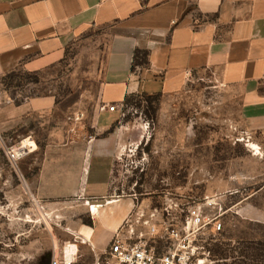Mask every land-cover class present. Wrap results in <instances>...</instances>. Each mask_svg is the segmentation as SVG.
<instances>
[{"label":"crops","instance_id":"1","mask_svg":"<svg viewBox=\"0 0 264 264\" xmlns=\"http://www.w3.org/2000/svg\"><path fill=\"white\" fill-rule=\"evenodd\" d=\"M91 39L101 46L75 55L65 96L0 104V131L34 144L27 170L35 169L36 197L103 199L101 218L88 209L91 226L77 231L99 255L130 209L120 198L106 209L124 98L176 93L205 73L237 98L239 126L262 163L259 185L233 202L235 214L264 227V0H0V77L18 69L44 75Z\"/></svg>","mask_w":264,"mask_h":264},{"label":"rangeland","instance_id":"2","mask_svg":"<svg viewBox=\"0 0 264 264\" xmlns=\"http://www.w3.org/2000/svg\"><path fill=\"white\" fill-rule=\"evenodd\" d=\"M96 46L101 44L91 39L73 47L60 68L44 75L18 69L0 77V104L43 94L65 96L75 55ZM232 95L200 73L190 75L176 93L158 94L150 102L135 96L120 106L115 122L120 154L112 167L107 199L130 203L126 216L133 221L141 211L162 207L167 198L220 192L227 207L252 192L261 181L262 163L249 150L251 141L239 126L238 102ZM27 137L0 131V264H94L93 250L77 233L90 208L75 197L37 198L29 184L35 169L27 170L32 151L19 161L18 170L8 164L2 144L28 143ZM207 239L209 248L218 243L224 253L214 257L213 264H242L240 259L244 264H264L260 243L253 246L256 259L238 253L247 241H264V227L234 212L223 217L221 234Z\"/></svg>","mask_w":264,"mask_h":264},{"label":"built area","instance_id":"3","mask_svg":"<svg viewBox=\"0 0 264 264\" xmlns=\"http://www.w3.org/2000/svg\"><path fill=\"white\" fill-rule=\"evenodd\" d=\"M108 110L116 108L110 105ZM32 146L22 141L2 144L12 169H19ZM223 198L220 192L167 198L162 207L141 211L133 221L126 217L107 247L95 254L94 264H213L207 238L221 234L227 212L236 213V205L225 207Z\"/></svg>","mask_w":264,"mask_h":264},{"label":"trees","instance_id":"4","mask_svg":"<svg viewBox=\"0 0 264 264\" xmlns=\"http://www.w3.org/2000/svg\"><path fill=\"white\" fill-rule=\"evenodd\" d=\"M137 57H138V55H137V53H136V61H138L137 60ZM141 59H139V62L141 63V64H146V55H145V53H141ZM10 74H7V76H9ZM12 76V75H11ZM10 76V77H11ZM157 95L158 94H153V95H148V94H144V93H142V94H140V95H129V96H126L125 98H124V101H123V103H124V105H127V104H129V103H131L132 102V99L135 97V96H139V97H141V98H143L145 101H148V102H150V101H152V100H156V97H157ZM83 223L84 224H86V225H88V226H91V220H90V218L89 217H87V219H85L84 221H83ZM261 244L262 246H264V241H257V240H252V241H247V242H245V246H244V250H242V249H240L239 250V256L240 257H242V258H250L251 260L252 259H256L257 258V254L255 253V248L253 247L255 244ZM214 246L212 247V248H210V250H211V256H212V258H213V260L215 259L214 257H222L223 255H224V253H223V251L219 248L220 246H219V244L218 243H214L213 244ZM253 250V252H249L250 250ZM247 251V252H246ZM250 256V257H249ZM242 259H240L239 260V263H242V264H244L243 263V261H241Z\"/></svg>","mask_w":264,"mask_h":264},{"label":"bare ground","instance_id":"5","mask_svg":"<svg viewBox=\"0 0 264 264\" xmlns=\"http://www.w3.org/2000/svg\"><path fill=\"white\" fill-rule=\"evenodd\" d=\"M135 134V133H134ZM136 135V134H135ZM142 138V137H141ZM250 145L248 146L250 149H254L255 146L251 143H249ZM258 153V152H257ZM87 201V200H86ZM107 207L106 208L107 210H115L117 209V205H118V202H117V199H112V200H108L107 202ZM90 209H91V213L95 219V221H97L98 217L101 218V213H99V210L98 208H96V205L95 204H86ZM112 213V212H111ZM105 215V214H104ZM103 218V217H102Z\"/></svg>","mask_w":264,"mask_h":264},{"label":"water","instance_id":"6","mask_svg":"<svg viewBox=\"0 0 264 264\" xmlns=\"http://www.w3.org/2000/svg\"><path fill=\"white\" fill-rule=\"evenodd\" d=\"M103 203H105V201L102 199V200H99V201H97V200H89V201H87V204H95V205H101V204H103Z\"/></svg>","mask_w":264,"mask_h":264}]
</instances>
